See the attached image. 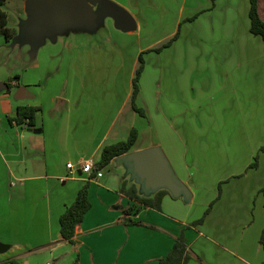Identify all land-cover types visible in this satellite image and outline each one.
<instances>
[{"label": "crops", "instance_id": "crops-1", "mask_svg": "<svg viewBox=\"0 0 264 264\" xmlns=\"http://www.w3.org/2000/svg\"><path fill=\"white\" fill-rule=\"evenodd\" d=\"M249 9V0H5L14 36L0 34V264H31L35 256H43L41 264H155L181 232L187 264L264 263V43L250 32ZM258 14L264 22V0ZM105 27L138 43L178 33L172 122L157 102L151 106L158 123L175 124V146L160 149L188 200L165 195L160 210L135 207L120 193L123 183L141 197L155 193L142 190L119 159L109 164L120 170L109 178L67 177L68 163L97 162L104 146L133 128L131 152L158 147L139 143L159 131L150 113L140 117L131 108L136 63L115 117L98 115L96 42ZM60 59L68 69L78 63L76 83H50ZM141 91L135 104L143 110ZM20 106L41 108L33 126L9 122ZM255 156L257 167L249 169ZM87 181L90 208L69 244L59 218Z\"/></svg>", "mask_w": 264, "mask_h": 264}, {"label": "rangeland", "instance_id": "rangeland-1", "mask_svg": "<svg viewBox=\"0 0 264 264\" xmlns=\"http://www.w3.org/2000/svg\"><path fill=\"white\" fill-rule=\"evenodd\" d=\"M158 28L160 29V32L166 29L165 26ZM114 34L115 32L111 31V29L108 30L105 27V29L100 30V38L96 42L100 54L98 58V72L96 68H94V74L97 75L98 73V89L93 90V98L94 104L98 105V115L102 118L106 117L107 120H111L115 117L119 104L124 100L127 94V78L129 71L135 63L138 67L139 55L136 56V51L140 47H147L142 51L144 52V54H142L143 72L139 81V88L142 90V100L140 105H138L143 108V111H147L148 114L150 113L151 116L147 117H150V119L153 120L155 116L151 102H157L160 112H162L167 117L169 123H171L175 116V42H173L170 47L165 48L160 52H156L154 51L155 49H159L169 40L166 42L155 43L150 39L153 37L150 34L151 36L148 35L147 38L143 37L138 43V41L135 42L132 37L119 36L118 34V36H114ZM70 49L71 44L68 43L63 47V51H69ZM62 57L64 58L63 55L59 58L62 59ZM61 59L54 65L59 67V69L55 68L53 71L50 83L52 81L58 82L61 80L70 81V77H74L76 83L78 63L72 65L71 68L68 69L66 68L65 60L61 63ZM71 69L75 74L74 76L69 72ZM78 76H80V73ZM80 94L87 97L85 90L80 92ZM128 107L130 108V106ZM122 117L123 111L121 112L116 127ZM158 120L160 119H157V121L155 119L153 120V123L157 126V131H159L158 137H141L139 143L148 144L149 142H155L158 144L157 146L159 148L170 150L175 146V138L169 134V126H171L174 131L175 124H160L158 123ZM127 137L128 136L122 140H126ZM115 171L118 172L120 170H117L115 166H107L104 168L102 170L104 179L111 177ZM128 172L130 174V169H128ZM42 258L43 256H35L31 258V264H41ZM10 263L6 261L4 264Z\"/></svg>", "mask_w": 264, "mask_h": 264}, {"label": "trees", "instance_id": "trees-1", "mask_svg": "<svg viewBox=\"0 0 264 264\" xmlns=\"http://www.w3.org/2000/svg\"><path fill=\"white\" fill-rule=\"evenodd\" d=\"M258 1L259 0H249L250 9H249V20H250V32L254 36H258L264 43V22L260 19L258 14ZM5 0H0V34H2L6 41H10L14 36V32L7 27V13L3 10V5ZM178 38V33L172 37L168 42L163 44L159 49L154 51L160 52L161 50L171 46L173 42ZM151 50V49H150ZM148 50V51H150ZM147 52V51H146ZM142 54L138 56V67L135 71L133 80H132V94H131V108L138 114L140 117H144V111L138 108L135 104L137 95L139 93V81L143 72V59ZM41 110L40 107L33 106H20L16 108V115L13 118L9 119L10 123H15L17 125H23L25 121H28L29 126L34 125L35 116ZM138 132L136 129H132L129 133V136L126 140L118 141L114 144L106 145L102 148L100 158L95 162V169L103 170L109 164L115 160L122 158L132 151V147L137 140ZM260 152H264V148L260 149ZM257 167V156L254 157L253 163L250 164L249 169H254ZM88 186L87 183L79 190L77 193L76 199L74 202L68 206L62 215L59 218V232L61 238L67 241L69 244H73V237L75 234V229L79 226L83 220L84 215L90 208V203L88 200ZM264 196V188L260 191ZM120 193L125 197L129 198L135 202V207L138 208H152L160 210L161 200L165 195H170V193L165 190H158L153 197H141L137 193L135 185L126 187V184L123 183L120 188ZM132 210V209H131ZM131 210H126L127 214L131 213ZM210 207L206 210L203 217L194 222L193 226L202 224L204 218L209 213ZM264 233V231H263ZM260 243L264 250V238L261 237ZM190 260L189 255L186 250L185 236L181 232L180 235L175 240V243L171 251L167 254L166 257L158 260L155 264H187ZM12 264H17L15 261H11ZM71 264H79L78 260H74ZM264 264V263H263Z\"/></svg>", "mask_w": 264, "mask_h": 264}, {"label": "water", "instance_id": "water-1", "mask_svg": "<svg viewBox=\"0 0 264 264\" xmlns=\"http://www.w3.org/2000/svg\"><path fill=\"white\" fill-rule=\"evenodd\" d=\"M108 13L115 16L113 11ZM2 89H7V85H2ZM119 160L127 165L131 176L146 193H156L158 190L165 189L174 198L181 196L187 200L190 198L187 187L175 179L171 167L159 147L131 152ZM1 248L6 247L0 244V253L2 252Z\"/></svg>", "mask_w": 264, "mask_h": 264}, {"label": "built area", "instance_id": "built-area-1", "mask_svg": "<svg viewBox=\"0 0 264 264\" xmlns=\"http://www.w3.org/2000/svg\"><path fill=\"white\" fill-rule=\"evenodd\" d=\"M27 124L28 121H25ZM67 169V177L75 178L77 175L85 176V178L89 180H96L102 177V170L95 169V163L91 160H85L78 165H73L68 163L66 165Z\"/></svg>", "mask_w": 264, "mask_h": 264}]
</instances>
